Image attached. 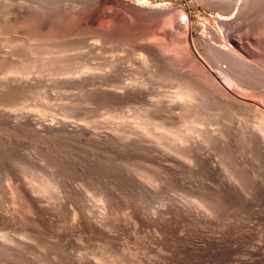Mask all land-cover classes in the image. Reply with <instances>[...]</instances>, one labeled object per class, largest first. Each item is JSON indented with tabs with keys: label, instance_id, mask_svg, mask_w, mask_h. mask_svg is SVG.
<instances>
[{
	"label": "rangeland",
	"instance_id": "1",
	"mask_svg": "<svg viewBox=\"0 0 264 264\" xmlns=\"http://www.w3.org/2000/svg\"><path fill=\"white\" fill-rule=\"evenodd\" d=\"M223 5L0 0V264H264L263 70L214 94L264 0Z\"/></svg>",
	"mask_w": 264,
	"mask_h": 264
},
{
	"label": "bare ground",
	"instance_id": "2",
	"mask_svg": "<svg viewBox=\"0 0 264 264\" xmlns=\"http://www.w3.org/2000/svg\"><path fill=\"white\" fill-rule=\"evenodd\" d=\"M250 1L251 0H219V2L223 5V4H228L229 6H231V7H233L234 9H236L235 11H236V13L238 12V11H241V9H243V8H245V7H247L248 6V4L250 5ZM254 1V0H253ZM220 5V4H219ZM252 5V4H251ZM224 6V5H223ZM228 6V7H229ZM222 7V6H221ZM226 7V6H225ZM251 7V6H250ZM230 8V7H229ZM231 9V8H230ZM229 9V10H230ZM227 11V10H226ZM235 11H233V12H235ZM245 12V11H244ZM257 12V11H256ZM225 14V13H224ZM240 14V13H239ZM243 14V13H242ZM233 15V14H232ZM236 15V14H235ZM234 16V15H233ZM232 19L234 20V18L233 17H220V23L221 24H223V25H227V24H230L231 22H232ZM243 20V19H242ZM235 23V22H234ZM239 23V22H238ZM233 24V23H232ZM232 24H230V25H232ZM238 25V24H237ZM228 27V26H227ZM231 27V26H230ZM229 27V28H230ZM227 29V28H226ZM234 29V28H233ZM229 33H230V31H229ZM229 35H231V33L229 34ZM228 35V36H229ZM237 36V35H236ZM224 38V37H223ZM229 38V41L231 40L232 41V43L234 44V45H230L229 43L231 42H229V43H226L225 42V40H223V42L225 43H223V46H220V47H216V46H213L214 48L216 47V49H217V51L219 52V53H221L222 54V52L221 51H223L224 53L222 54V57L225 59V61L227 60V63L226 64H228L227 65V67L226 66H224V67H218L219 69L215 72V77L217 78V79H219L220 80V82L219 83H221V85L218 83V85H219V87L217 88V89H215L216 90V93H214V94H217L218 96H219V98H221L222 100H225V101H227V102H230L231 104H234V105H237V106H240V107H250V103L248 104V102H246L245 100H242L243 99V97H242V99L240 100L239 98H238V96L234 93L235 91V87L234 86H239L240 88H244V89H255V83H259L258 81L259 80H261V82L262 83H259V84H262L263 85V87H264V80H262L261 79V77H263L264 76V68H258L257 66H259V65H257L256 66V64H255V62L254 63H252L251 61H247V59H243L242 58V54L240 53V52H242V51H245V44H244V41H242V39L241 38H239V39H237L236 37H235V35L234 36H229L228 37ZM219 41V40H218ZM221 41V40H220ZM228 41V40H227ZM218 46V45H217ZM212 47V48H213ZM211 48V51L212 52H214V51H216V49L215 50H213ZM220 48V49H219ZM222 49V50H221ZM7 50V49H6ZM221 50V51H220ZM234 50V51H233ZM263 50H264V48H263ZM218 52H216V54L218 53ZM218 53V55H221V54H219ZM210 54V53H209ZM215 54V53H214ZM241 54V55H240ZM224 55H226V56H224ZM212 56V55H211ZM8 60V59H7ZM186 61V60H185ZM219 61V60H218ZM230 61V62H229ZM223 62V61H222ZM232 62V63H231ZM236 62H238V63H240V66H242V68H241V71L243 70L244 71V73L246 72L247 74H251V75H254L255 77H257L258 75L257 74H260V72L258 73V71L259 70H263L261 73L263 74V76L261 75V77H258V78H256V80L258 79V81H254L253 83H251V82H249V81H247V79H246V77H245V79L246 80H244V76H243V78L241 77V76H239V74L241 73V72H239L238 70H240V69H237L236 71L235 70H232V67L231 66H233L234 65V63H236ZM250 62V63H249ZM225 63V62H224ZM237 64V63H236ZM220 65V64H219ZM224 65V64H223ZM261 65V64H260ZM235 66H238V65H235ZM264 66V65H263ZM259 67H262V65L261 66H259ZM234 68V67H233ZM236 68V67H235ZM234 68V69H235ZM211 73V72H210ZM244 75V74H243ZM259 75V76H260ZM246 76H248V75H246ZM226 77H231V80H232V84L231 85H229V83H227V85H225V79H226ZM255 77H253L254 78V80H255ZM248 78H250V77H248ZM260 78V79H259ZM228 79V78H227ZM221 80H224L223 82H221ZM229 80V79H228ZM218 81V80H217ZM230 81V80H229ZM252 81V80H251ZM256 84V85H257ZM258 84V85H259ZM259 88V87H258ZM189 89V88H188ZM185 90V91H187V92H183L182 94H180V95H178V97L179 98H181V102H182V100H192V102H193V99L192 98H190L191 97V95H193V92H191L190 91V89L189 90ZM257 89V88H256ZM239 90V89H238ZM250 92V91H249ZM248 92V93H249ZM237 93H240V92H237ZM246 93V92H245ZM255 93V92H254ZM261 93H264V92H261ZM195 94V93H194ZM243 94H241V96H242ZM251 95V94H250ZM254 95V94H253ZM194 96V95H193ZM239 96H240V94H239ZM240 96V97H241ZM177 97V98H178ZM248 98V97H247ZM172 99V98H171ZM174 99V98H173ZM245 99H246V96H245ZM257 99V98H256ZM246 100H248V99H246ZM250 100H253V98L252 99H250ZM261 100H262V104L264 105V95H262V97H261ZM261 100H260V102H261ZM179 101V100H178ZM184 101V102H185ZM183 102V103H184ZM189 102V101H188ZM188 102H185V103H187L188 104ZM258 102V101H257ZM190 103V102H189ZM181 105V104H180ZM254 105V104H253ZM262 105V106H263ZM181 107V106H180ZM246 107V108H247ZM248 107V108H249ZM255 106H253V107H250L251 109L253 108L254 110H255V108H256V110L258 111V109H260V108H258L257 109V106L254 108ZM264 107V106H263ZM249 108V109H250ZM180 109V108H179ZM263 109V108H262ZM256 110H255V112H256ZM235 111V110H234ZM233 114V113H232ZM256 114V113H255ZM258 114H260V115H258L259 116V118H260V116L264 119V110L263 111H261L260 110V112L258 113ZM180 118V117H179ZM258 118V119H259ZM262 119V120H263ZM257 120V119H256ZM260 120V119H259ZM260 122V121H259ZM263 122V121H262ZM142 124V123H141ZM255 125V124H254ZM258 125V124H257ZM257 125H255V126H257ZM51 126V125H50ZM136 126V125H135ZM258 126H260V125H258ZM263 126V125H262ZM261 126V127H262ZM44 127V126H43ZM145 127V126H144ZM253 127V126H252ZM260 127V128H261ZM41 129V128H40ZM50 129V128H49ZM63 129V128H62ZM187 129V128H186ZM258 129H259V127H258ZM264 129V128H263ZM260 131L259 132H261V129H259ZM41 131V130H40ZM69 131V130H68ZM154 131V130H153ZM166 131V130H165ZM257 131V130H256ZM264 131V130H263ZM46 131H44V133H45ZM143 132V131H142ZM160 132V131H159ZM158 132V133H159ZM43 133V132H42ZM78 133V132H77ZM83 134V133H82ZM153 134V133H152ZM171 134V133H170ZM166 135H168V134H166ZM203 136V135H202ZM252 136V135H251ZM255 136V135H254ZM178 137V136H177ZM159 138V137H158ZM162 140V139H161ZM250 140V139H249ZM257 140V139H256ZM180 141V140H179ZM254 142V141H253ZM261 144V143H260ZM161 159V158H160ZM30 190V189H29ZM26 194H28L27 192H25ZM31 193H29L27 196H28V199L29 200H31L33 203L35 202L34 201V198L32 197V195H30ZM34 194V193H33ZM24 196V195H23ZM34 196V195H33ZM22 197V196H21ZM26 198V197H25ZM36 198V197H35ZM30 201V202H31ZM102 201V200H101ZM27 203V202H26ZM25 204V203H24ZM39 204V203H38ZM27 206H29V205H27ZM25 208V207H24Z\"/></svg>",
	"mask_w": 264,
	"mask_h": 264
}]
</instances>
